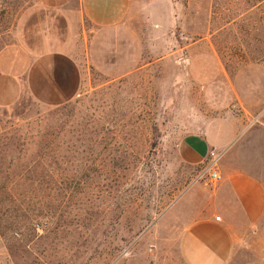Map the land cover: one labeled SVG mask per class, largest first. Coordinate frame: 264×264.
I'll return each mask as SVG.
<instances>
[{"label": "rangeland", "instance_id": "obj_1", "mask_svg": "<svg viewBox=\"0 0 264 264\" xmlns=\"http://www.w3.org/2000/svg\"><path fill=\"white\" fill-rule=\"evenodd\" d=\"M20 1L0 0V33ZM137 1L50 49L75 60L73 96L0 110V264H182L178 229L213 188L187 134L264 186V0ZM227 264H264V216Z\"/></svg>", "mask_w": 264, "mask_h": 264}, {"label": "crops", "instance_id": "obj_2", "mask_svg": "<svg viewBox=\"0 0 264 264\" xmlns=\"http://www.w3.org/2000/svg\"><path fill=\"white\" fill-rule=\"evenodd\" d=\"M157 1L143 3L149 9L148 5ZM135 4L137 0H34L30 4L21 0L13 11L7 9V16L14 19L0 33L4 41L0 44V110L15 105L23 94L50 105L73 96L75 60L69 53L50 49L68 45L76 29L85 45L93 26L102 29L128 25ZM53 16L62 18L67 40L55 41L62 30L49 28L48 17ZM46 47V52L37 50ZM58 60L65 66L61 68ZM223 145L201 134H187L180 144V156L189 164L204 163L211 150L222 152V158L226 151ZM220 159L217 166L222 180L204 191L191 219L178 229L177 249L182 264H227L263 219V184L240 169L236 160Z\"/></svg>", "mask_w": 264, "mask_h": 264}, {"label": "built area", "instance_id": "obj_3", "mask_svg": "<svg viewBox=\"0 0 264 264\" xmlns=\"http://www.w3.org/2000/svg\"><path fill=\"white\" fill-rule=\"evenodd\" d=\"M222 152H216L214 150L209 151L208 157L205 160V168L202 174L206 177V183L210 185H216L222 180V175L219 172L217 163L221 158ZM39 229V226H36Z\"/></svg>", "mask_w": 264, "mask_h": 264}]
</instances>
